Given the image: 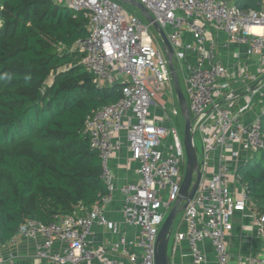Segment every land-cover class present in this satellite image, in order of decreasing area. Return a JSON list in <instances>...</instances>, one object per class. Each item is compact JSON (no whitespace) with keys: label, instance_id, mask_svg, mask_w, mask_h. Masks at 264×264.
I'll use <instances>...</instances> for the list:
<instances>
[{"label":"built area","instance_id":"2783aa9c","mask_svg":"<svg viewBox=\"0 0 264 264\" xmlns=\"http://www.w3.org/2000/svg\"><path fill=\"white\" fill-rule=\"evenodd\" d=\"M51 1L71 9L75 18L82 14L88 20V36L75 47L83 54L78 65L95 82L108 86L122 82L125 90L117 103L94 112L84 126V135L100 158L107 195L90 209L83 205L72 214L58 215L49 225L28 220L12 242L19 238L33 240L37 258L49 264H155L158 235L178 199L187 165L177 128L163 124L169 123L171 116H181L179 103L171 112L167 109L165 92L174 85L164 44L144 18L130 13L116 0ZM136 1L165 31L174 50L177 72L179 67L185 70L194 141L197 134L202 141L198 152L201 182L181 213L182 224L173 249L185 242L194 264H202L206 261L202 245L209 243L218 264H229L227 241L232 236L233 217L245 212L250 204L248 191L239 183L235 147L239 144L245 153L253 155L264 149V137L260 119L250 125L241 121L251 100L234 113L218 104L233 100L237 93L231 89V73L217 61L216 44L209 41L208 29L212 26L230 40L250 42L249 53L264 52V0L258 10L231 5V0ZM184 30L191 34V41L185 38ZM189 53L193 61H188ZM123 132L132 159L139 164V179L117 187L111 164L120 147L114 138ZM116 192L123 196L126 223L137 230L138 237L128 244L123 238L112 244V249L92 248L89 239L95 225L113 235L119 233L118 225L105 214ZM255 224L264 237V216H255ZM56 243L62 246L58 252L54 251ZM5 247L0 245V264H13L14 256L9 252L5 255ZM133 248L138 254L131 252ZM111 251L125 254L126 263L111 258ZM247 264H264V256L251 257Z\"/></svg>","mask_w":264,"mask_h":264},{"label":"trees","instance_id":"16d2710c","mask_svg":"<svg viewBox=\"0 0 264 264\" xmlns=\"http://www.w3.org/2000/svg\"><path fill=\"white\" fill-rule=\"evenodd\" d=\"M261 1L238 7L258 10ZM0 7V245L7 246L28 220L49 225L107 195L84 126L124 96L125 84L101 87L78 65L76 43L88 36L82 14L51 0H0ZM261 123L264 137V116ZM238 174L264 216V149Z\"/></svg>","mask_w":264,"mask_h":264},{"label":"crops","instance_id":"0c3cea01","mask_svg":"<svg viewBox=\"0 0 264 264\" xmlns=\"http://www.w3.org/2000/svg\"><path fill=\"white\" fill-rule=\"evenodd\" d=\"M240 1L231 0V5L238 6ZM262 1L258 3L260 7ZM184 33L185 38L191 41L192 36L189 31L184 30ZM208 38L210 42L216 44L217 61L227 67L231 73V89L237 93L233 100L229 102L220 101L218 104L234 113L251 100L249 109L241 117L245 125H250L259 119L264 112V52L249 53L251 50L250 42L230 40L225 33L217 31L212 26L208 29ZM193 57L189 53L187 55L188 61H193ZM112 86L114 84H111ZM155 112L157 111L153 113ZM163 124L169 125L166 122ZM114 141L120 142V147L115 151L111 164L114 184L117 187H122L136 183L139 179V164L132 159L127 134L123 132L115 136ZM235 151L239 154V165L236 166L239 171L253 155L245 153L239 144L236 145ZM122 208L123 196L116 192L113 195L111 204L105 208V214L108 219L118 225L119 233L113 235L108 229L95 225L93 236L89 239L90 247L99 248L104 246L112 249V244L120 242L123 238L126 239L128 244L138 237L137 230L126 223ZM255 208V204H249L245 212L237 213L233 217L234 228L231 238L227 241V249L230 256L229 264H247L251 257L264 256V237L259 234L258 227L255 224ZM202 246L206 258V261L202 264H218L216 254L211 245L206 243ZM61 247L60 243H56L54 251L58 252ZM4 250L5 255L9 252L14 256L13 264H49L37 258L33 240L19 238L15 242L8 244ZM131 252L138 254L136 248H133ZM169 253L172 258V264H194L190 249L185 242L177 245L176 250L172 249ZM111 258L122 263L127 261V256L118 251H111ZM83 264H97V262L93 261Z\"/></svg>","mask_w":264,"mask_h":264},{"label":"water","instance_id":"95a60500","mask_svg":"<svg viewBox=\"0 0 264 264\" xmlns=\"http://www.w3.org/2000/svg\"><path fill=\"white\" fill-rule=\"evenodd\" d=\"M116 1L120 2L125 6L130 5L140 11L143 18L147 21L149 25L152 26L153 30L160 36L164 44V50L169 61L171 76L175 93L177 95L181 115L185 121L184 146L187 156L185 178L181 190L179 192L178 199L174 204L171 212L167 216L159 232L156 244L155 264H172V258L169 253V244L173 234V225L177 217L186 210L189 202L194 198L202 178L201 164L198 160V150L194 141L191 114L188 108L186 97L179 82L177 69L175 67L174 50L169 43L165 31L161 28V26H159L155 22L154 18L150 15L149 11L136 0Z\"/></svg>","mask_w":264,"mask_h":264},{"label":"rangeland","instance_id":"374dc122","mask_svg":"<svg viewBox=\"0 0 264 264\" xmlns=\"http://www.w3.org/2000/svg\"><path fill=\"white\" fill-rule=\"evenodd\" d=\"M126 8L129 10L130 13L135 14V15L139 16L140 18H143V16L141 15L140 11H138L135 8H133L132 6L126 5ZM0 11H1V7H0ZM145 22H147V21L145 20ZM151 32L154 33L153 29H151ZM157 44H158V47H160L162 49V43H160L159 40H157ZM185 74H186L185 70L182 69L181 67H179L178 77H179V82H180V85H181V88L183 90L184 95L187 94V92H186V90H187V85H186L187 75L185 76ZM97 84L99 86H101V87L108 86L107 84H104V83H101V82H98ZM166 97H168V99H166ZM165 99H166V103H167V109H168L169 112H171L172 108L176 107V104L178 103L177 95L175 93V89L174 88L166 90ZM218 102H220V101H218ZM233 111H235V110H233ZM231 113H233V112H231ZM157 115L160 116L161 115L160 112L157 111ZM259 119L261 120V117ZM255 121L253 123H255ZM253 123H251V124H253ZM169 125L172 126V127L177 128V130H178V132L180 134V139L184 143L185 121H184L182 115L179 116V117L171 116V120L169 122ZM168 141H170V140H168ZM195 145L197 147L198 152H201V150H202V141H201V138H200V136L198 134L195 136ZM85 208L89 209L86 206H85ZM169 213H170V211H169ZM181 224H182V214H180L177 217V219H176V221H175V223L173 225V234H172V237H171V240H170V244H169V252L172 251V249H173L174 237H175L176 233L180 230Z\"/></svg>","mask_w":264,"mask_h":264},{"label":"bare ground","instance_id":"6f19581e","mask_svg":"<svg viewBox=\"0 0 264 264\" xmlns=\"http://www.w3.org/2000/svg\"><path fill=\"white\" fill-rule=\"evenodd\" d=\"M256 30H258V29H256Z\"/></svg>","mask_w":264,"mask_h":264}]
</instances>
